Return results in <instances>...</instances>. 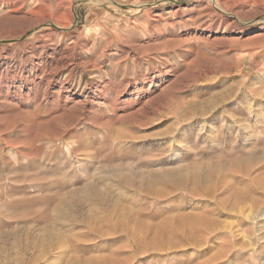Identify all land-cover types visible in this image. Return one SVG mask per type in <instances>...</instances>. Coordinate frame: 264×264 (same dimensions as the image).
Returning a JSON list of instances; mask_svg holds the SVG:
<instances>
[{"label":"rangeland","instance_id":"1","mask_svg":"<svg viewBox=\"0 0 264 264\" xmlns=\"http://www.w3.org/2000/svg\"><path fill=\"white\" fill-rule=\"evenodd\" d=\"M216 2L0 0V264H264V0Z\"/></svg>","mask_w":264,"mask_h":264},{"label":"bare ground","instance_id":"2","mask_svg":"<svg viewBox=\"0 0 264 264\" xmlns=\"http://www.w3.org/2000/svg\"><path fill=\"white\" fill-rule=\"evenodd\" d=\"M214 4H215V6L217 7V8H219L220 9V11H221V8L218 6V4H217V2H216V0H211ZM59 2V1H58ZM50 25H55V24H51L50 23ZM116 183V182H115ZM112 184V183H111ZM120 184V183H119ZM113 185V184H112ZM124 185V184H123ZM111 186V185H110ZM125 187H127V186H125ZM129 187V186H128ZM103 189V188H102ZM123 189V188H122ZM110 190V189H109ZM101 191V190H100ZM113 191V190H112ZM115 191V190H114ZM118 191V190H117ZM101 193V192H100ZM113 193V192H112ZM99 195V194H98ZM105 195H106V193H105ZM109 196V195H108ZM103 197H105V196H103ZM116 202H118V201H116ZM45 222V221H44ZM69 223H71V222H69ZM33 227V226H32ZM31 229V228H30ZM41 229V228H40ZM34 230V229H33ZM36 230V229H35ZM39 230V229H38ZM53 230V229H52ZM49 231V230H48ZM47 231V232H48ZM58 233V232H57ZM31 235V234H30ZM33 235V234H32ZM54 235V234H53ZM53 235H51V236H53ZM55 236V235H54ZM32 237V236H31ZM34 237H36V235L34 236ZM39 237V236H38ZM37 238V237H36ZM40 238V237H39ZM42 239V238H41ZM57 239H58V237H57ZM33 240V239H32ZM32 240H30V241H32ZM43 240V239H42ZM42 240H40V241H42ZM29 241V242H30ZM39 241V242H40ZM43 242V241H42ZM36 242L34 241V244H35ZM30 244V243H29ZM38 244V243H37ZM43 244V243H42ZM42 244H40V245H42ZM28 246V245H27ZM31 246V245H30ZM42 247V246H41ZM38 249V248H37ZM44 251L43 250H41V251H39V250H36L35 249V245L33 246H31V247H27V249L25 250V253H24V256H27L26 258L25 257H23L22 256V258H21V260L25 263V264H29L30 262H31V264H36V263H38V262H43L44 261V259H43V256H44Z\"/></svg>","mask_w":264,"mask_h":264}]
</instances>
